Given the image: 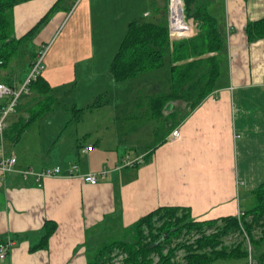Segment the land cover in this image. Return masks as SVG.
Returning a JSON list of instances; mask_svg holds the SVG:
<instances>
[{
  "label": "crops",
  "instance_id": "0c3cea01",
  "mask_svg": "<svg viewBox=\"0 0 264 264\" xmlns=\"http://www.w3.org/2000/svg\"><path fill=\"white\" fill-rule=\"evenodd\" d=\"M109 1L18 4L17 39L56 9L30 43L20 46L10 65L26 53L31 67L37 48L51 42L69 18L66 36L52 48L49 68L42 76L51 87L60 80L72 82L79 69L96 65L101 55L103 39H95V32L100 28L103 33V8ZM152 2L143 18L158 20L161 15L153 9H160L161 2ZM209 12L219 23L225 46L215 90L193 111L183 102H172V110L165 111V106L158 117L154 115L156 99L170 84L168 63L137 77L131 81L134 85L115 82L114 125L105 123L93 134L72 139L65 134L69 126L65 124L60 134L66 138L58 135L48 153L42 150V141L32 144L28 130L14 144L5 139L6 155L13 154L18 161L15 171H0V240L11 245L0 264H87L96 251L89 241L101 236L108 240L118 233L122 238L126 229L160 207L189 208L195 221L236 217L253 207V193L264 183V39L250 41L247 26L264 19V0H215ZM8 77L0 76V82L19 89L18 78L4 81ZM124 84L128 85L119 87ZM110 93L103 92V110L113 106ZM14 114L19 117L8 120L7 129L24 117ZM174 130L180 132L177 140L171 139ZM88 146L93 150L86 153ZM124 147L128 152L122 155ZM131 150L134 155H129ZM150 154L147 163L123 166L127 157ZM72 166H78L73 176ZM56 167L61 173L40 185L20 174L25 169L39 172ZM102 172L106 174L101 176ZM87 174L97 175L98 184L85 182L81 175ZM46 221L55 222L57 230L47 248L32 251L43 237ZM257 250L256 258L264 253Z\"/></svg>",
  "mask_w": 264,
  "mask_h": 264
},
{
  "label": "trees",
  "instance_id": "16d2710c",
  "mask_svg": "<svg viewBox=\"0 0 264 264\" xmlns=\"http://www.w3.org/2000/svg\"><path fill=\"white\" fill-rule=\"evenodd\" d=\"M26 1L29 0H0V68L11 64L20 46L30 41L56 9L53 7L30 32L17 39L14 9ZM183 1L186 21L193 22V36L171 38L167 14L158 20H133L110 67L114 80L124 83L170 64V84L156 99V117L171 102H183L193 111L212 94L220 76L219 55L225 39L217 19L209 12L215 0ZM159 12L163 11L155 9V13ZM247 36L250 41L264 39V19L249 24ZM29 89L35 93L36 101L17 107L18 110L26 107L28 118L20 117L5 131L4 138L13 144L39 118L50 114L58 100L41 75L31 81ZM72 112L78 121L83 109L73 107ZM151 154L144 157L145 163ZM253 198L254 205L244 211L241 222L234 216L195 221L189 208L160 207L126 229L123 240L105 243L87 264H116L115 259L122 255L125 258L119 264H213L223 259H247L245 233L255 250L264 240V183L254 191ZM56 230L55 222L46 221L41 241L31 250L47 248ZM256 232L259 239H255ZM234 234L242 240L226 245L224 239ZM182 236L188 239L174 244ZM180 251L184 253L182 261L176 260ZM257 262L264 264V253Z\"/></svg>",
  "mask_w": 264,
  "mask_h": 264
},
{
  "label": "rangeland",
  "instance_id": "374dc122",
  "mask_svg": "<svg viewBox=\"0 0 264 264\" xmlns=\"http://www.w3.org/2000/svg\"><path fill=\"white\" fill-rule=\"evenodd\" d=\"M163 1L164 0H155L157 4L161 2L160 9L164 12H159L160 15H162L161 17H166L170 14V0H165L164 2ZM151 2L152 0H110L108 2L106 7L103 8V33H100V28L95 32V39H103V50H101V55L97 56L98 60L96 65L86 66L84 67V70L82 72L79 69L77 77L72 82L64 83L62 82V80H60L55 84H58L57 86L52 87V91L58 100H56L55 104L52 106V108L54 107L53 112H50V114H46L42 118H39L34 124L29 127V134L27 137L30 140H33L32 144H36L39 141H42V143H40V146L43 151H46L45 153H48L47 150H53L52 147L56 144L55 140L58 138V135L60 136V139L64 137V134L60 133H63L62 129L65 124H69V126L66 127L67 129L65 131V134L69 133L72 139H76L77 135L82 136L85 133L93 134L96 132V130L101 129L102 125L105 123H112L113 125L115 124L113 121L115 120V115L113 112L116 98L113 96V94H115L116 90V81L114 80L110 72V67L127 33L129 25L128 22L133 20L131 18H134L135 20L143 18L144 13L154 6L153 2V4L150 5ZM166 8L168 9V13ZM148 20L152 19L149 18ZM68 22L69 18L63 24V26L58 29L56 35L54 36V39L51 42L49 41L50 43L48 42L45 47L37 48V50L35 51L36 55L33 57V64L40 60L41 54H44L42 63L45 69L43 73L49 68V58L52 48L55 47L57 40H59L61 37L66 36V30L69 26L67 25ZM192 32L193 29L192 31H188V34H191ZM31 51H33V48L31 49ZM28 62V56L26 55V53H24L23 56L18 58V60H15L12 65H9L5 68H0V76L5 75V73L9 76L8 79H5L4 81L13 80V82H15V78H18V90H21L23 86L22 81H26L33 70ZM131 81L133 80H130V82ZM131 83L133 85L136 84L135 82ZM127 85L128 84L119 85V87L124 88ZM107 90L111 92L109 95V100L111 101V104H113V106H110L108 110H103V102L106 103V101H104L105 98L103 97V92H106ZM32 101H36V95L30 90L28 93L22 95L19 104L22 103V105H27L29 103H32ZM73 107H76L77 109H83V112L81 113L78 121H76L77 118L74 117V113L72 112ZM16 112L17 114H23L24 117L28 118L26 107H22L19 110L17 109ZM18 117L19 116L15 114H11L8 120ZM60 127L61 129L59 130ZM38 134L39 138L37 139ZM121 151L122 152L120 153H122V155L123 153L126 154L128 152L125 147L122 148ZM134 152L135 151L132 150L129 151V155H134ZM27 163L29 162L27 161ZM245 207L250 208L248 207V205H245ZM186 239H188V237L182 236L179 239H175L174 244L178 242H184ZM119 240H123V237L121 238L119 233L114 235V237L109 238L108 240L107 237L106 239H103V236H101V240L99 241H89V246L93 249L96 248L97 251L100 247L103 246L104 243ZM241 240L242 237L237 234H234L228 238L226 237L224 239L225 244L228 246L236 244L235 242ZM253 250L254 254L256 253V251L258 254V250H255L254 245ZM259 250L264 251V240L261 243ZM96 251L93 253L92 257L95 255ZM183 255V252H178L176 260L182 261ZM258 258L259 257H257V259L255 258L257 264L259 263L257 262ZM213 264H247V260L223 259L218 260Z\"/></svg>",
  "mask_w": 264,
  "mask_h": 264
},
{
  "label": "built area",
  "instance_id": "2783aa9c",
  "mask_svg": "<svg viewBox=\"0 0 264 264\" xmlns=\"http://www.w3.org/2000/svg\"><path fill=\"white\" fill-rule=\"evenodd\" d=\"M177 0H170L169 2V8H170V14L168 16V22H169V30H170V36L171 38H178V37H191L193 32L191 34H188V31H192L193 29V22H187L184 12V1L178 0L181 7L180 14L175 18L173 15V2ZM181 18V19H180ZM43 57L44 54H41L40 60L34 63L32 67V72L30 76L27 78V80L23 83V86L21 90L16 89L13 86L7 85L5 83L0 82V171L3 174L11 173L15 171L17 166V157L15 155L7 156L4 150V141H5V131L7 129V121L11 114L16 113L17 107L19 106V102L22 98V95L28 93L30 91L29 85L31 81H35L38 76L42 75L44 71V65H43ZM180 136L179 130H174L171 134V139L177 140ZM93 150V146H88L84 149L86 153L91 152ZM145 163L144 156L137 157L135 159H131L130 157H127L126 160L123 162L124 167H134L137 165H141ZM78 166H72L70 169V175L76 174ZM61 173V168H50L45 169L42 171H34L33 169H25L20 171V174L23 178H34L36 182L40 185L42 181L46 178L50 177H56ZM106 172H102L101 176H104ZM82 179L90 183L92 185H96L99 182V177L94 174H87V175H81ZM238 220L241 222L243 217H245L244 211H239L238 215L236 216ZM242 226V224H241ZM245 240V247L247 250V264H257L256 263V257L253 250V244L250 239V237L245 233L244 235ZM10 243L5 242L0 244V260L4 261L9 253L10 250ZM125 258L124 255L118 257L115 259V263L119 264L123 259Z\"/></svg>",
  "mask_w": 264,
  "mask_h": 264
},
{
  "label": "bare ground",
  "instance_id": "6f19581e",
  "mask_svg": "<svg viewBox=\"0 0 264 264\" xmlns=\"http://www.w3.org/2000/svg\"><path fill=\"white\" fill-rule=\"evenodd\" d=\"M179 5H180V3L178 2V0L173 2V15H174L175 18H176V17L180 14V12H181V7H180ZM180 19H181V18H180ZM4 67H6V66H4Z\"/></svg>",
  "mask_w": 264,
  "mask_h": 264
},
{
  "label": "water",
  "instance_id": "95a60500",
  "mask_svg": "<svg viewBox=\"0 0 264 264\" xmlns=\"http://www.w3.org/2000/svg\"><path fill=\"white\" fill-rule=\"evenodd\" d=\"M173 108H174L173 103H172V102H171V103H168L167 106L165 107V111H170V110H172Z\"/></svg>",
  "mask_w": 264,
  "mask_h": 264
}]
</instances>
